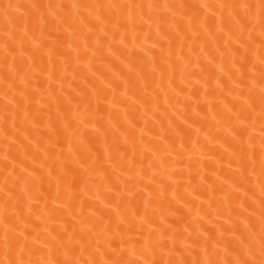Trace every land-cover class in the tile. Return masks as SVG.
<instances>
[{
    "label": "bare ground",
    "instance_id": "6f19581e",
    "mask_svg": "<svg viewBox=\"0 0 264 264\" xmlns=\"http://www.w3.org/2000/svg\"><path fill=\"white\" fill-rule=\"evenodd\" d=\"M0 264H264V0H0Z\"/></svg>",
    "mask_w": 264,
    "mask_h": 264
}]
</instances>
